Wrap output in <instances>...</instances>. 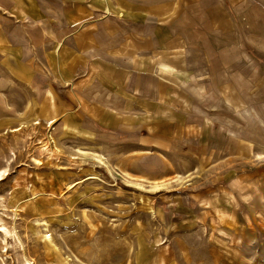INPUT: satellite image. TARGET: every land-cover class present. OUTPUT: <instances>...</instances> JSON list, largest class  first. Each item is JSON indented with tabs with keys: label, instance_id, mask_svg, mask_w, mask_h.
<instances>
[{
	"label": "rangeland",
	"instance_id": "obj_1",
	"mask_svg": "<svg viewBox=\"0 0 264 264\" xmlns=\"http://www.w3.org/2000/svg\"><path fill=\"white\" fill-rule=\"evenodd\" d=\"M262 1L0 0V264H264ZM64 53H153L175 75L161 105H98L136 81L129 55L104 73L60 71ZM197 53L217 111L195 100Z\"/></svg>",
	"mask_w": 264,
	"mask_h": 264
},
{
	"label": "crops",
	"instance_id": "obj_2",
	"mask_svg": "<svg viewBox=\"0 0 264 264\" xmlns=\"http://www.w3.org/2000/svg\"><path fill=\"white\" fill-rule=\"evenodd\" d=\"M214 20L217 21V19H214ZM263 33H264V29L262 30V34ZM40 53H42V52H40ZM57 54H61V53H57ZM65 54H67V56L69 57L67 60H66L65 56L59 57L57 59L58 64H57L56 68H58V69L60 68V71H62V67H66L70 63H71V66L73 64V67H75L77 65V61L75 59H77L79 62L80 60L86 61L85 58H88L89 61L91 59L98 60V61H95V62H97L96 66L98 65V67H99L98 72H104V73H106L107 69L112 72L117 68V66H120V62L118 60L119 56H122L123 54L129 55L128 57H130L131 61L128 65L132 64L130 66V69L134 70V72H132V71L130 72L131 77L133 76V78H135L136 81L129 83V84L126 83L125 88H122V85L119 86V85H117V83H115V82L112 83L110 81V83H108L106 85V87H105L106 89H105L104 95H102V97H100V95H98V96L92 95L93 97L96 98V100H97L96 103L98 105L111 104V105L116 106V99H118L120 97L123 90H126V95H128L132 99L139 100L140 97H142V98L146 97V99H143L144 102L151 100V102L145 103L146 105H151V106L161 105V100H158V99H162L163 97L161 96L162 91H161V89H159V87L157 85V80H158L157 76L159 74H165L166 76L170 75L171 77H173L175 75V72L171 71L170 69H167V70L162 69V71H159L160 70L159 69L160 63H158V62L154 61V59H152L151 56L153 55V53H70V54L64 53V55ZM197 54L199 57L198 60L200 62L199 63H197L198 61L195 62V66H196L195 76L196 77H194L193 80H194L195 85L197 87L200 86V88H203L204 90L208 89V91H204L207 94L206 96H203L202 93L200 94L201 96L196 94L195 100L199 101V99H201V100L206 99L205 103L207 106H209V107L211 106L210 110L212 111L213 108L217 107L216 102L218 101V98L216 96L217 94L215 95L216 90L214 89L213 79L210 78L207 80V78H205V77H209L211 74H214L215 68L213 69L212 65L210 64L212 62L208 61L209 58L204 53H197ZM41 55H42L41 57L43 58L44 53H42ZM135 56H137V57L135 58ZM56 58H57V56H56ZM103 64L106 65L105 66L106 70H104V71L101 70L102 69L101 67ZM38 67L40 68L39 64H38ZM167 67H169V66H166V68ZM225 68H227L226 73L229 74L231 72L230 71L231 67H230L228 61H226ZM87 70H88V73H91L92 69H91V67L87 66L84 69L83 73L87 72ZM190 70L191 69L188 68V71H190ZM158 72H159V74H158ZM197 73H201L202 77H203V75L205 76L202 79L204 81H202L198 77L199 75H197ZM114 74L118 75V74H122V73L121 72H115ZM74 79H75V77L70 79L69 76L61 75V80L67 86H69V84L73 85ZM209 81H211L210 87L207 86ZM129 89H131L132 91L130 92ZM183 100L185 102L182 104H185L187 107L189 104V103H187L188 101L185 100L184 98H183ZM78 102H79V104H85L84 102H80V101H78ZM215 109L216 110H214V111H217L218 107ZM203 112L204 113L206 112L205 109H202V113ZM213 115H217V114H213ZM100 116H101V119L104 120V122L110 123L111 128L117 129V126H120L118 123V120L115 117H109L105 113L101 114ZM154 116L155 115H153L152 117H154ZM144 117L148 118V115L145 114ZM134 129H135L134 134H140L143 131H146L148 129L151 130L149 126H145V125L136 126V127H134ZM151 140L152 139L140 138V140L133 141L132 144H135V145L141 147V148L135 149L134 152L148 151L149 150L148 146H151V144H152Z\"/></svg>",
	"mask_w": 264,
	"mask_h": 264
},
{
	"label": "bare ground",
	"instance_id": "obj_3",
	"mask_svg": "<svg viewBox=\"0 0 264 264\" xmlns=\"http://www.w3.org/2000/svg\"><path fill=\"white\" fill-rule=\"evenodd\" d=\"M50 95L53 97V95L50 93ZM53 123H54V121H53ZM38 124V123H37ZM152 158V156L151 157H149V158H147L148 159V161H150L149 159H151ZM95 162H97V163H102V161L101 160H99V159H97V158H95ZM150 166H148L147 168H149ZM150 168H157V169H159L160 168V166L159 165H156V166H152V167H150ZM93 179H96V177L95 176H88L86 179H85V182L86 181H90V180H93ZM75 187V185L74 184H71V185H69V189L71 188H74ZM3 232H4V234H5V236L6 235H8L9 233H10V231L9 230H7V229H3Z\"/></svg>",
	"mask_w": 264,
	"mask_h": 264
}]
</instances>
